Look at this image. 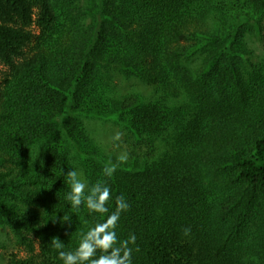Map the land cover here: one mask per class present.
<instances>
[{
    "label": "trees",
    "instance_id": "trees-1",
    "mask_svg": "<svg viewBox=\"0 0 264 264\" xmlns=\"http://www.w3.org/2000/svg\"><path fill=\"white\" fill-rule=\"evenodd\" d=\"M36 1L49 50L17 69L0 111V226L24 250L6 264H63L53 240L74 251L106 219L70 207V169L107 182L110 212L126 198L117 235L135 234L133 264H264V70L253 61L264 0ZM140 11L151 12L145 24ZM34 23L31 0H0V59L12 64L34 43ZM152 55L167 65L159 98ZM192 98L212 124L236 125L186 158L168 136H189ZM110 116L125 138L115 151L88 125Z\"/></svg>",
    "mask_w": 264,
    "mask_h": 264
},
{
    "label": "rangeland",
    "instance_id": "rangeland-1",
    "mask_svg": "<svg viewBox=\"0 0 264 264\" xmlns=\"http://www.w3.org/2000/svg\"><path fill=\"white\" fill-rule=\"evenodd\" d=\"M35 7V23H34V32L37 35V39H35L34 43L25 49L22 55L16 56L13 58L14 63L10 64L2 59H0V111H8L9 107L11 109V105L9 103V97L8 95L10 94V88L11 84L16 78L17 75V69L24 63L26 59H29L33 57L37 51H42V50H49V48H46V46L51 42L50 36L48 37L40 27L39 23V18H40V7L37 3L36 0H31ZM147 11H140V13L135 14L134 18L142 24H145V22L148 21V17L151 16L150 13H146ZM60 15V13H57ZM259 32V31H258ZM260 36H264V32L260 34ZM148 43L149 40H147ZM145 44L143 48H148L150 47V44ZM254 48L256 50L257 57L253 59L254 63L256 65H259L263 70H264V41H256L254 44ZM162 56L158 55H152L149 57L148 61V67L147 69L153 71L156 73V75L160 74V71L163 69H167V65L165 64L164 60L161 58ZM166 75H158L159 79L156 80L155 84L150 87L151 92L154 94L156 98H159V95L161 94V91L165 88L166 80L164 77ZM249 73H247L246 77L248 78ZM174 78V76H173ZM171 78V82H175ZM136 82L134 83V85ZM125 85V90L129 91L131 90V86L129 84H124ZM123 88V86H122ZM144 86H142V90L144 91ZM147 91V89H146ZM187 95V94H186ZM193 100V98L191 99ZM194 102V107L197 110V114L195 111V120L196 123L191 122L188 125V129H190V134L188 137L183 138L181 140L174 135V133H171L169 135V138H172V144L175 146V148L180 151L184 157L189 158L192 155V152L201 145V141L204 137L207 138V135H210V131L215 133L219 129H222L223 126H219L222 124H226L230 127H235L234 124H228L224 123L222 118L218 117L223 123L220 124H212L211 122L213 121L214 118L216 117H210L206 116L200 109V106L197 103ZM120 122V117L119 116H110L106 117L103 121H88V125L90 127L91 132L93 135L101 141L105 146L107 147L108 151L112 150H119L121 147H125L124 145V132L123 129L120 127L118 124ZM215 125L217 129L211 130L209 128V125ZM212 133V134H213ZM171 136V137H170ZM115 154H118L115 153ZM36 250L37 254L41 255L42 254V245L39 240L36 241ZM13 254H18V255H24V250L20 247H18L15 243V240L11 236L10 232L0 226V264H6L7 260L9 257Z\"/></svg>",
    "mask_w": 264,
    "mask_h": 264
},
{
    "label": "clouds",
    "instance_id": "clouds-1",
    "mask_svg": "<svg viewBox=\"0 0 264 264\" xmlns=\"http://www.w3.org/2000/svg\"><path fill=\"white\" fill-rule=\"evenodd\" d=\"M126 157H121L123 163ZM117 171V165L111 164L102 170L103 176L112 178ZM70 191L67 201L74 210H79L82 204H86L89 213L106 215V219L97 223L84 234L74 251H63V244L54 239L53 245L59 250L58 258L63 264H133V253L139 252L136 245L135 234L127 239L120 240L117 235V226L121 214L129 209V204L124 196L115 198V210H109L108 202L111 197V188L105 181H97L91 186L81 178V174L70 169L66 174ZM65 222L69 218H64ZM190 228L184 230L188 236ZM99 253V254H98Z\"/></svg>",
    "mask_w": 264,
    "mask_h": 264
}]
</instances>
